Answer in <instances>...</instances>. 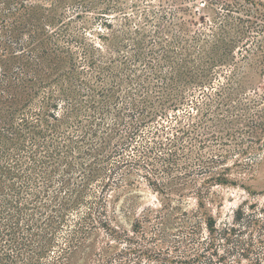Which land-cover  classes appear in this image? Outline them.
Masks as SVG:
<instances>
[{
  "label": "trees",
  "instance_id": "16d2710c",
  "mask_svg": "<svg viewBox=\"0 0 264 264\" xmlns=\"http://www.w3.org/2000/svg\"><path fill=\"white\" fill-rule=\"evenodd\" d=\"M74 1L77 8L73 11H81L76 13L75 18L66 21L68 13L64 10L65 13L57 15L56 10L70 4L69 0H58L51 10L48 6L37 8L30 0H0V264H66L89 234L87 227L92 221V214L88 213L74 222L63 244L54 238L55 232L68 224L67 213L87 204V183L102 174L107 175L108 169L103 166L90 167L88 172V166L81 167V173L85 175L77 187L73 186L68 176L62 177L66 169L72 170L70 158L77 152L78 144L96 134V120L101 114L97 104L101 103L109 86L104 85L105 68L99 67L101 71L94 77L84 70V66L92 70L98 68L97 49L88 48L86 39L81 38L72 22V19H80L84 12L95 9L97 4L93 0ZM104 1L109 4L111 0ZM202 1L206 9L213 13L212 23L215 25L214 30L211 29L214 36L208 49L197 47L206 40L204 34L197 31L191 34V27L207 24V19L199 15L196 20V12L190 13L189 7L184 5L174 7L171 18L168 14L161 16L162 24L157 25L149 50L143 49L147 39L135 41L134 59L144 63L145 68L141 71L144 73L143 81L137 83L142 99H133L132 103L141 120L138 123L123 120L117 123L113 136L121 138L122 145L128 146L148 121L166 116L168 110L175 111L196 86L201 89L211 86L213 77L217 76L215 68L229 63L236 53L241 52L240 48L245 50L246 55L242 53L244 65L234 76L238 88H221L215 93L216 100H212L207 93L205 105L211 114L205 115L202 123L206 134L215 136L218 132L221 139L226 136L223 144L232 140L237 146H243V155L251 154L263 143L264 94H259V100L254 101L253 114H237L236 111L247 112L252 108H239L233 103L247 89L261 90L260 83L250 80L264 78V0ZM108 4L109 11L121 10L120 6ZM179 12L188 14L190 18L180 17ZM165 22L169 25L177 23L178 29L173 30L169 25L166 27ZM170 32L171 38L167 36ZM138 34L141 36V33ZM249 42L253 47L249 46ZM65 65L68 67L65 68ZM91 79L100 84L94 86ZM144 80L150 87L145 86ZM112 93L110 95L114 96ZM195 106L200 111L201 105L196 103ZM83 122L89 123L85 129ZM243 123L247 124V129L239 128L238 125ZM63 125L72 128L77 135L67 134L62 129ZM174 136L168 144L170 148L159 144L168 150L165 156L158 159L165 163L164 173L172 175L170 183L164 188L158 179L151 181L159 192H168L167 199L173 193L182 196L190 186V182L181 183L182 175L173 176L179 168H187L179 163L182 138ZM245 136L248 137L245 139ZM246 141L250 142L248 147H245ZM103 144L90 149L91 153L86 152L98 155L101 149H106V144ZM153 154L152 149L147 152L145 157L148 161ZM198 162L208 164L202 159ZM210 163L219 164L221 161L212 159ZM206 180L218 184L228 182L222 174L211 175ZM193 190L199 199L204 195L203 190ZM49 212L54 214L44 217ZM247 216L245 209H241L233 223H226L223 227H219L213 217L207 218L204 226L202 223L190 227L191 232L183 242L188 246L186 251L172 262L236 264L232 258L240 257L251 260L252 264H263L261 257H254V241L245 244L236 240L242 233L237 226ZM147 219L145 215L134 225V233L142 239H146L144 225ZM157 219L163 220L160 224L165 225L164 216ZM41 220L47 223L46 228L40 225ZM259 222L256 219L249 224L259 225ZM199 227H202V235L207 233V236L195 241L192 236L197 234ZM154 232L153 240H161V230L154 229ZM218 237L227 244L235 241L237 244L234 245L238 248L229 251L228 255H221ZM260 240L264 245V239ZM191 244L196 247L191 248ZM175 248L178 250V247ZM53 249L58 252L57 256L43 263ZM208 254L211 256L208 257Z\"/></svg>",
  "mask_w": 264,
  "mask_h": 264
},
{
  "label": "rangeland",
  "instance_id": "374dc122",
  "mask_svg": "<svg viewBox=\"0 0 264 264\" xmlns=\"http://www.w3.org/2000/svg\"><path fill=\"white\" fill-rule=\"evenodd\" d=\"M30 1L35 3L34 6L37 8L48 6V10H51L58 0ZM69 1L70 4L56 10L57 15L64 10L68 13L66 21L75 18L76 13L81 11H73L77 5L74 0ZM93 1L97 4L95 9L84 12L80 19H72V22L80 32L81 38L86 39L88 48L97 49L95 56L98 68L92 70L84 66V70L94 77L101 71L99 67L105 68L104 85L109 86L106 87L107 93L101 98L103 102L97 104L101 114L97 116L94 129L96 134L90 136L88 141L78 144L77 152L70 158L73 163L72 170H65L68 175L62 171V177L68 176L73 186L77 187L85 175L81 173L83 172L81 167L88 166L87 172L90 167L94 169L103 166L108 170L107 175L102 174L87 183L88 193L85 195L87 204L67 213L68 224L55 232L54 238L63 244L64 237L73 228L74 222L88 213L92 214V221L87 227L89 234L83 240L82 247L72 254L66 264H177L172 260L183 256L182 252L186 251L188 246L183 242L187 239L186 235L191 232L190 227L202 223L204 226L210 217L217 221L219 227H223L226 223H233L236 213L241 209H245L248 216L240 222L239 227L237 226L242 233L236 240L244 243L254 241L256 249L254 257L256 255L261 257L264 264V245L259 242L260 239H264V138L257 150L243 155L241 153L243 146H237L232 140L223 144L222 141L227 137L219 138L222 136H219L218 132L215 136L206 134L202 123L205 115L211 114L205 105L208 101L207 93L211 95L212 100H216L215 93L221 88L227 86L238 88L234 76L244 65L245 50L240 48L241 52L236 53L235 58L229 63L215 68L217 76L213 77L211 86L204 89L196 86L190 90L186 101L175 111L168 110L166 116L159 117L153 122L148 121L134 136V140L125 146L122 145L121 138L113 136L117 123L122 120L127 123H138L141 120L132 103L133 99L134 101L142 99L141 90L137 91L139 89L137 83L143 81L144 73L141 71L145 68L144 63L134 59L135 41L147 39L148 42L143 49L149 50L150 41L155 38L154 31L157 25L162 24L161 16L168 14V18H171L172 9L184 5L189 7L190 13L196 12V20L199 15L207 19V24H200L198 28L191 27V34L195 31L204 34L206 40L200 42L197 47L208 49L214 36L213 13L206 9L202 0H177L174 3L173 0H111L109 4L103 0ZM107 4L120 6L121 10L109 11ZM179 16L190 18L188 14L182 12H179ZM171 23L169 25L165 22V26L169 25L173 30H177V23ZM167 36L171 38V32ZM248 44L253 47L251 42ZM67 67L68 65H65V68ZM94 80L91 79V83L98 86L100 83ZM250 81L260 83L261 90L255 92L253 89H247L238 97L239 100L233 103L239 108H252L247 112L236 111L239 115L243 114L242 116L248 112L253 114L254 101L259 100V94H264V78ZM144 84L150 87L146 80ZM111 92L114 96L110 95ZM150 95L152 96V93ZM196 103L201 105L200 111L196 108ZM61 114L62 112L59 115ZM129 115L132 117H128ZM82 125L85 129L89 123L83 122ZM208 125L212 124L209 122ZM238 126L240 129H247L246 123ZM62 129L74 137L77 135L67 125H63ZM177 129L180 131L176 132ZM174 135L182 138L179 143L181 148L179 163L187 168H179L173 176L182 175L181 183L190 182V186L183 191L182 196L173 193L167 199L168 192L165 194L159 192L151 181L158 179L164 188L170 183L172 175L164 173L165 163L158 159L165 156L168 150H164L159 144L167 147ZM247 137L245 136V139ZM103 143L106 144V149H101L98 155L86 152L91 153L90 149L99 148L104 145ZM249 143L246 141L245 147H248ZM151 149L154 154L148 161L145 156ZM199 159L208 161V164L198 162ZM212 159L221 163L211 164ZM218 174L224 175L228 182L208 183L206 179ZM196 188L204 191L201 199L193 194L195 191L193 189ZM53 214L49 212L44 217ZM145 215L148 218L144 225L146 239H142L139 234L134 233V225ZM160 216H164L165 225L160 224L163 220L157 219ZM256 219L260 221L259 225L249 224L251 220ZM46 224L41 220L42 228H46ZM154 229L161 230L162 237H159L161 240H153ZM206 236L207 233L202 235V227H199L197 234L192 237L195 241H200ZM217 244L221 255H228L229 251L238 248L234 245L237 244L235 241L233 244H227L220 237ZM193 245L189 246L196 247ZM175 247H178V250ZM198 247L199 251H202V248ZM57 254L56 250L52 251L43 263H48L51 257ZM210 256L208 254V257ZM232 261L236 264H252L251 260L240 257L232 258Z\"/></svg>",
  "mask_w": 264,
  "mask_h": 264
}]
</instances>
